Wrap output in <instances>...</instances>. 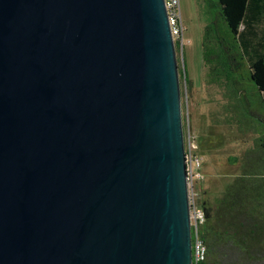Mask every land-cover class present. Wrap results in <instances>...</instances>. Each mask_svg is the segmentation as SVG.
Listing matches in <instances>:
<instances>
[{
	"label": "water",
	"instance_id": "water-1",
	"mask_svg": "<svg viewBox=\"0 0 264 264\" xmlns=\"http://www.w3.org/2000/svg\"><path fill=\"white\" fill-rule=\"evenodd\" d=\"M164 0H0V264H193Z\"/></svg>",
	"mask_w": 264,
	"mask_h": 264
},
{
	"label": "trees",
	"instance_id": "trees-1",
	"mask_svg": "<svg viewBox=\"0 0 264 264\" xmlns=\"http://www.w3.org/2000/svg\"><path fill=\"white\" fill-rule=\"evenodd\" d=\"M206 1L211 21L201 44L205 82L228 90L225 109L233 113L234 99L242 100L251 87L248 95L259 103L247 105L254 118L240 124L256 128L260 139L240 160L231 159L238 173L213 202L203 197L200 182L196 186L197 206L205 214L199 238L206 264H264V0Z\"/></svg>",
	"mask_w": 264,
	"mask_h": 264
},
{
	"label": "rangeland",
	"instance_id": "rangeland-1",
	"mask_svg": "<svg viewBox=\"0 0 264 264\" xmlns=\"http://www.w3.org/2000/svg\"><path fill=\"white\" fill-rule=\"evenodd\" d=\"M188 6V0H181L184 19H186L185 12L188 11L185 8ZM209 6L206 0H191L190 12L196 18V21H193L196 29L186 20L184 21L185 27H187L184 35L183 56L185 57L183 60L182 57L181 59L179 57V67L182 69L185 59L189 68H191V63H194L192 67L196 69L192 72L191 81L188 83L184 79H180L184 136L189 131L196 138L197 150L203 159V179L200 181L202 194L206 192L203 197L213 202L224 190L230 178L238 173L237 164H233L231 159L240 160L248 150L251 151L253 146L259 143L260 135L256 128L251 127L249 130L248 124H240L242 118L247 120L254 118L249 113L247 105L254 104L255 106L259 103V100L254 96L248 95V90L251 87H245L247 91L242 100L241 98H237V101L234 99V113L231 110H226L225 106L228 105V101L225 98V93L228 90L222 84L211 87L207 85L201 70L200 42L195 46L194 44L190 46L188 42V28L189 35H196V40L198 29L204 31L206 24L211 21ZM194 49L195 52H192ZM230 116L234 117L233 120L229 118Z\"/></svg>",
	"mask_w": 264,
	"mask_h": 264
},
{
	"label": "built area",
	"instance_id": "built-area-1",
	"mask_svg": "<svg viewBox=\"0 0 264 264\" xmlns=\"http://www.w3.org/2000/svg\"><path fill=\"white\" fill-rule=\"evenodd\" d=\"M168 15L169 26L175 44L176 55L183 60L185 42L184 35L186 27L184 24L181 0H164ZM186 84V82H185ZM196 146V138L188 131L185 136L186 172L188 176V190L190 201L191 229H192V260L193 264H206V246L199 238V226L204 222L205 214L197 206L196 186L203 178L201 173L203 159L199 155ZM194 230V234H193Z\"/></svg>",
	"mask_w": 264,
	"mask_h": 264
},
{
	"label": "crops",
	"instance_id": "crops-1",
	"mask_svg": "<svg viewBox=\"0 0 264 264\" xmlns=\"http://www.w3.org/2000/svg\"><path fill=\"white\" fill-rule=\"evenodd\" d=\"M188 2H189V6L187 7V8H185L186 10H188L187 12H185V18L186 19H184V21L186 20V22L187 23H190V25H192V27L193 28H195L196 29V25H194V22L196 21V18H195V16L192 14V12H190V4H191V0H188ZM194 21V22H193ZM205 26V25H204ZM186 31H187V27H186ZM201 31V32H200ZM189 28H188V36H189V38H188V42L190 43V46L192 45V44H194V46H195V44H197V43H199L200 42V49H201V53H202V48H201V44H202V33H203V31H202V29H198V36H197V39L195 40V37H196V35L194 36H192L191 34L189 35ZM199 35H200V41H199ZM194 38V39H193ZM196 42H195V41ZM196 49V48H195ZM195 49L194 50H192V52L194 51L195 52ZM196 51H197V49H196ZM185 57V56H184ZM196 61H197V59H196ZM187 61H185V59H184V63H183V67H182V70H183V72H184V78H185V81L187 82L188 80L189 81H191V74H192V72L195 70L196 71V69H194L192 66H193V64L194 63H191V68H189V66L187 65ZM201 64H202V68H201V70L203 71V59H202V62H201ZM190 69H191V72H190Z\"/></svg>",
	"mask_w": 264,
	"mask_h": 264
}]
</instances>
